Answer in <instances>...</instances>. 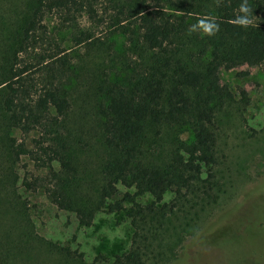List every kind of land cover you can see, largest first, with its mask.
<instances>
[{"label": "trees", "instance_id": "trees-1", "mask_svg": "<svg viewBox=\"0 0 264 264\" xmlns=\"http://www.w3.org/2000/svg\"><path fill=\"white\" fill-rule=\"evenodd\" d=\"M5 2L9 4V15L5 19L0 15V58L4 60L0 66V123L24 135L40 130L45 137L46 116H66L70 102L60 76L58 80L53 77L54 81L47 82L37 94L24 77L30 65L22 57L36 49V34L44 29V15L76 0ZM83 3L86 1L81 0L80 8ZM118 3L125 20L134 22L129 25L133 24L131 29L125 28L134 59L115 71L101 89L105 98L99 108V147L103 156L98 159L97 188H90L76 177L69 148L59 139H50L48 145L35 140V149H29L23 141L8 137L2 143V138L0 149L14 160L28 156L37 169H45L43 178L24 181V187L42 189L51 204L73 213L79 226L89 227L102 207L109 213L125 212L134 230L131 248L104 264H145L146 234L160 231L167 215L156 209L165 193L172 192L178 198L186 194L198 200L195 206L205 202L210 205L217 198L213 175L207 172L203 179L202 173L203 168L215 164L216 109L233 97L220 84V70L228 71L253 60L264 63V0ZM242 3H246L251 19V24L243 28L233 23L241 15ZM192 8L215 19L219 25L215 35L199 37L188 31L184 17L178 19L168 13H187ZM89 39L86 35L83 40ZM56 56H38L35 67L53 72ZM65 64L61 61L59 66L64 68ZM241 95L246 100L244 92ZM55 163L59 171L53 169ZM0 171L4 172L2 183L8 175L1 162ZM119 185L134 193L125 192L119 201L106 204L117 195ZM141 195H149L153 201L146 205L135 202L134 197ZM124 203L129 204L128 209ZM27 235L22 229L14 237L8 232L0 238L2 254L10 257L12 248L23 243ZM59 252L66 257L74 255L62 247ZM174 261L178 260L166 264Z\"/></svg>", "mask_w": 264, "mask_h": 264}, {"label": "rangeland", "instance_id": "rangeland-1", "mask_svg": "<svg viewBox=\"0 0 264 264\" xmlns=\"http://www.w3.org/2000/svg\"><path fill=\"white\" fill-rule=\"evenodd\" d=\"M85 1L83 8L81 0H76L61 10L47 12L44 29L36 34V49L22 57L30 65L24 77L37 94L47 82L54 81L53 77L58 80L60 76L70 102L67 115L49 113L45 137L40 130L24 135L0 123V142L12 137L35 149V140L48 145L50 139H59L69 148L76 177L95 190L98 159L103 156L99 147V108L105 103L101 89L115 71L134 59L125 33L134 22L120 13V0ZM192 9L168 13L184 17L189 29L207 17V13ZM0 15L3 19L9 15L5 0H0ZM86 35L90 39L84 41ZM79 40L83 42L78 45ZM55 54L53 72L35 67L38 56ZM61 61L66 62L64 68L59 66ZM3 64L0 58V66ZM219 80L233 97L216 109L215 164L203 168L202 173L203 179L207 172L213 175L217 198L210 205L195 206L198 200L186 194L178 198L172 192L165 193L156 209L167 215L160 231L146 234L145 264L176 259L171 264H264V63L253 60L228 71L221 69ZM0 162L8 175L0 183V238L8 232L14 237L22 229L28 234L23 243L12 248L10 257L0 251V264H104L131 248L134 230L125 212L109 213L102 207L89 227H81L73 213L51 204L42 189L24 187V181L43 178L45 169H37L28 156L9 158L2 148ZM53 169L59 171V165L55 163ZM3 173L0 171V180ZM117 189V195L106 204L119 201L125 192L134 193L120 185ZM134 201L146 205L153 198L141 195ZM123 205L128 209V203ZM170 208L172 212H168ZM60 247L74 255L63 256Z\"/></svg>", "mask_w": 264, "mask_h": 264}, {"label": "clouds", "instance_id": "clouds-1", "mask_svg": "<svg viewBox=\"0 0 264 264\" xmlns=\"http://www.w3.org/2000/svg\"><path fill=\"white\" fill-rule=\"evenodd\" d=\"M241 15H238L233 23L240 27H247L251 24V19L249 16V9L246 3H242L239 9ZM219 25L216 23L215 19L211 16H207L198 20L197 23L189 26V32H199L203 35L213 36L218 30Z\"/></svg>", "mask_w": 264, "mask_h": 264}]
</instances>
